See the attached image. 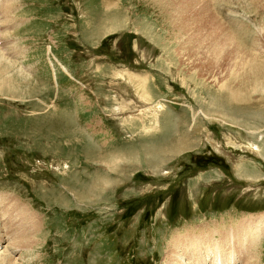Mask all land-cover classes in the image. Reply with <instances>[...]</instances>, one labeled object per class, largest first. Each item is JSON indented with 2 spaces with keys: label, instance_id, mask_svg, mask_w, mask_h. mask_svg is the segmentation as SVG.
<instances>
[{
  "label": "rangeland",
  "instance_id": "1",
  "mask_svg": "<svg viewBox=\"0 0 264 264\" xmlns=\"http://www.w3.org/2000/svg\"><path fill=\"white\" fill-rule=\"evenodd\" d=\"M0 85V264H264V0H0Z\"/></svg>",
  "mask_w": 264,
  "mask_h": 264
},
{
  "label": "bare ground",
  "instance_id": "2",
  "mask_svg": "<svg viewBox=\"0 0 264 264\" xmlns=\"http://www.w3.org/2000/svg\"><path fill=\"white\" fill-rule=\"evenodd\" d=\"M202 8H203V6H202ZM178 14H177L176 18H179ZM180 19H181V17H180ZM0 87H1V85H0ZM149 149H147L146 151H148ZM249 223H251V222L245 221V224H249ZM249 238H252V236H250ZM242 245H244V242H241L240 244H235V245L232 246L233 257H234V252H236L235 250L239 249ZM202 247L206 248L207 246L203 242H201L199 239L196 240V241H193V240H186V239L183 238L181 240V248L184 250V252L187 255L188 259L191 261V264H200V263H202L204 261V259L206 258V256L208 255V254H203V252H201L199 250ZM218 247L221 249V255H222V258H223V256L226 254V251H225V249L223 247H220V246H218ZM0 255H1V253H0ZM172 255H173V253H172ZM233 257L229 258V259H224V258L223 259L225 261H227V262H232L233 261ZM3 258H5V257L4 256H0V259H3ZM216 264H221V262L217 261Z\"/></svg>",
  "mask_w": 264,
  "mask_h": 264
}]
</instances>
